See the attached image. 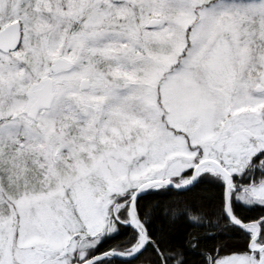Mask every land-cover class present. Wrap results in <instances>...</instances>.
Masks as SVG:
<instances>
[{"label": "snow or ice", "instance_id": "obj_1", "mask_svg": "<svg viewBox=\"0 0 264 264\" xmlns=\"http://www.w3.org/2000/svg\"><path fill=\"white\" fill-rule=\"evenodd\" d=\"M0 264H264V0H0Z\"/></svg>", "mask_w": 264, "mask_h": 264}]
</instances>
